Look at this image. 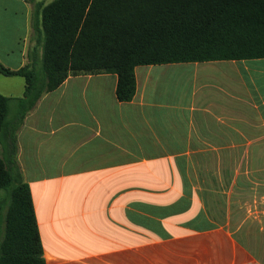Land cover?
<instances>
[{"label":"crops","instance_id":"obj_1","mask_svg":"<svg viewBox=\"0 0 264 264\" xmlns=\"http://www.w3.org/2000/svg\"><path fill=\"white\" fill-rule=\"evenodd\" d=\"M41 2L0 0L11 70ZM135 74L130 102L116 74L71 75L18 132L46 264H264V59Z\"/></svg>","mask_w":264,"mask_h":264},{"label":"trees","instance_id":"obj_2","mask_svg":"<svg viewBox=\"0 0 264 264\" xmlns=\"http://www.w3.org/2000/svg\"><path fill=\"white\" fill-rule=\"evenodd\" d=\"M34 3L35 0H29ZM25 79L14 115L0 93V264H46L18 132L43 95L73 75L116 74L130 102L139 66L264 59V0H51L34 4Z\"/></svg>","mask_w":264,"mask_h":264},{"label":"rangeland","instance_id":"obj_3","mask_svg":"<svg viewBox=\"0 0 264 264\" xmlns=\"http://www.w3.org/2000/svg\"><path fill=\"white\" fill-rule=\"evenodd\" d=\"M42 1L49 3L51 0H42ZM29 40L32 41V37H30ZM168 79L170 82H168L167 84L170 86L175 85L176 83H179L180 86L182 84V80L180 79L179 74L174 73L173 75L169 76ZM25 90H26L25 79L21 77H5L2 74H0V93L12 99L10 104L12 115H14V113L17 110L18 99L24 97ZM0 152H1V147H0ZM256 221L258 222V220ZM257 222H255L254 224V227L255 228L257 227V229L252 231L253 238L261 236L258 230L260 224Z\"/></svg>","mask_w":264,"mask_h":264}]
</instances>
